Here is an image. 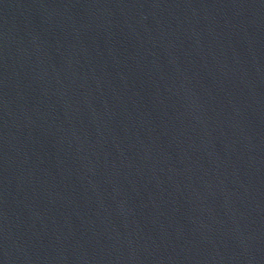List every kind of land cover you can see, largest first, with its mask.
I'll return each instance as SVG.
<instances>
[{
    "label": "water",
    "instance_id": "water-1",
    "mask_svg": "<svg viewBox=\"0 0 264 264\" xmlns=\"http://www.w3.org/2000/svg\"><path fill=\"white\" fill-rule=\"evenodd\" d=\"M0 264H264V0H0Z\"/></svg>",
    "mask_w": 264,
    "mask_h": 264
}]
</instances>
